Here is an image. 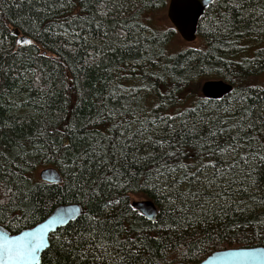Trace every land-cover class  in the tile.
Returning <instances> with one entry per match:
<instances>
[{"label":"trees","instance_id":"1","mask_svg":"<svg viewBox=\"0 0 264 264\" xmlns=\"http://www.w3.org/2000/svg\"><path fill=\"white\" fill-rule=\"evenodd\" d=\"M168 2L0 0V224L84 209L41 264H196L264 246V0H213L197 47L152 26ZM209 79L233 88L207 97ZM50 166L61 181L40 178Z\"/></svg>","mask_w":264,"mask_h":264},{"label":"water","instance_id":"2","mask_svg":"<svg viewBox=\"0 0 264 264\" xmlns=\"http://www.w3.org/2000/svg\"><path fill=\"white\" fill-rule=\"evenodd\" d=\"M213 0H169L167 15L176 30L186 41H194L197 38V30L200 17ZM233 86L223 79H209L202 84V93L210 98H220L228 94ZM42 180L56 183L62 180V176L55 167H45L39 171ZM132 205L149 220L155 221L158 208L150 199L133 200ZM84 209L79 203H65L57 206L44 220L38 224L24 228L18 232L10 231L0 224V236L28 238L41 237L42 244L34 258L23 261L0 260V264H41L44 251L50 246V237L59 228L77 219ZM238 254V255H234ZM173 264H187L176 262ZM196 264H264V246L239 247L216 250L205 259Z\"/></svg>","mask_w":264,"mask_h":264},{"label":"snow or ice","instance_id":"3","mask_svg":"<svg viewBox=\"0 0 264 264\" xmlns=\"http://www.w3.org/2000/svg\"><path fill=\"white\" fill-rule=\"evenodd\" d=\"M23 43L29 44L31 41H23ZM30 235L26 233L23 237L16 238L0 236V260L23 261L34 258L41 247L42 238L29 239Z\"/></svg>","mask_w":264,"mask_h":264},{"label":"rangeland","instance_id":"4","mask_svg":"<svg viewBox=\"0 0 264 264\" xmlns=\"http://www.w3.org/2000/svg\"><path fill=\"white\" fill-rule=\"evenodd\" d=\"M167 10H168V5L155 16L154 20L152 21V26L154 28L167 29L170 27H174L173 23L170 21L167 15ZM175 36L179 40L182 46H194V47L201 46V40L198 37L194 41L189 42L183 39L178 31H176ZM131 197H132V200L143 199L142 197L136 196V195H131Z\"/></svg>","mask_w":264,"mask_h":264}]
</instances>
